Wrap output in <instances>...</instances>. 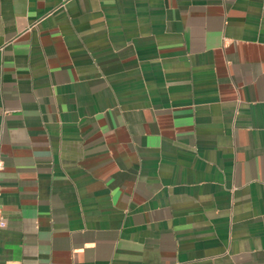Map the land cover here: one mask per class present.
<instances>
[{
    "label": "crops",
    "instance_id": "1",
    "mask_svg": "<svg viewBox=\"0 0 264 264\" xmlns=\"http://www.w3.org/2000/svg\"><path fill=\"white\" fill-rule=\"evenodd\" d=\"M0 264H264V0H0Z\"/></svg>",
    "mask_w": 264,
    "mask_h": 264
},
{
    "label": "built area",
    "instance_id": "2",
    "mask_svg": "<svg viewBox=\"0 0 264 264\" xmlns=\"http://www.w3.org/2000/svg\"><path fill=\"white\" fill-rule=\"evenodd\" d=\"M2 164L0 163V170H2ZM6 227V223H5V221H0V230H2L3 228H5Z\"/></svg>",
    "mask_w": 264,
    "mask_h": 264
}]
</instances>
